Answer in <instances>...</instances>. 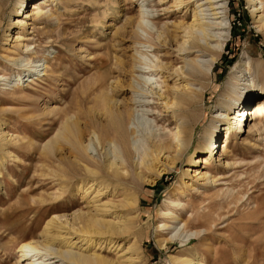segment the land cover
<instances>
[{"label": "rangeland", "instance_id": "1", "mask_svg": "<svg viewBox=\"0 0 264 264\" xmlns=\"http://www.w3.org/2000/svg\"><path fill=\"white\" fill-rule=\"evenodd\" d=\"M52 1L48 0L40 15L33 16L32 4L41 5V1L24 0L21 11L26 15H20L17 0H0V144L7 150L0 149V157H3L0 264H24L19 245L37 236L48 216L55 213L62 215V219H71L75 213L86 209L83 199L72 192L74 185H68L57 200L53 199L60 191L49 169H55L58 161L70 157L69 144L61 137L54 139V134L57 135L59 127L61 129L64 110L69 109V115H75L85 132L84 139L92 123L106 127L109 123L106 104H112V109L117 104L116 109L122 112L130 108V96L134 92L128 82L136 76L130 70L134 48L152 49L148 44L152 38L154 40L158 29H176L179 36L171 38L170 42L167 37L166 45L160 44L156 54L171 51L176 63L180 25L191 20L190 13L181 5H175L174 0ZM253 1L227 0L229 39L213 66L203 100L198 107L190 106L186 110L197 119L187 150L173 164L168 159L174 155L171 151L156 156L149 169L141 166L144 180L135 177L132 166H128L129 174L124 183L109 197L119 202L125 189L137 195L138 206L133 213L137 215L136 224L144 226L142 234L135 237L141 245L139 264H175L170 260V252L176 254L181 250L200 260L203 258L202 264H264V138L256 137L254 132L248 135L250 115H247L245 131L234 135L228 144L225 158L230 165L223 163L221 144L217 147L221 136L216 138L214 150L218 152L209 164L193 158L208 157L210 145L202 137V131L222 109L218 101L226 85L233 83L232 77L248 75L241 66L244 59H264V35L256 27ZM141 8L145 10L143 26L137 23ZM183 14L188 18L182 19ZM17 17L23 21L17 22ZM17 34L21 37L16 38ZM195 54L201 52L191 56ZM147 56L155 63L150 51ZM43 62L47 65L44 74L34 71L32 81H25L27 76L21 78L27 67ZM250 74L256 80L264 78V73H256L253 68ZM151 80L152 83L143 88L152 107L148 112L150 128L139 116L134 115L129 120V125L137 129L130 139L136 140L139 152L150 142L151 129L162 123L176 128L180 121L178 110L164 104L171 95L173 79L166 77L165 85L155 74ZM258 85L256 83L255 88ZM160 93L164 95H158ZM262 119L260 124L264 126ZM51 140L56 141V151L46 153L44 144ZM89 151L90 155L101 157L98 149ZM137 159L136 152L133 161ZM196 168L199 174L194 171ZM203 172L208 176H202ZM220 200L231 201L220 207ZM168 213L176 215V220ZM202 213L212 220L210 224H204ZM185 219L192 229L209 228L204 239L194 240L186 249L176 239ZM162 223L167 226H161ZM169 237L166 247L160 248L157 241ZM188 250L196 252L190 254Z\"/></svg>", "mask_w": 264, "mask_h": 264}, {"label": "bare ground", "instance_id": "2", "mask_svg": "<svg viewBox=\"0 0 264 264\" xmlns=\"http://www.w3.org/2000/svg\"><path fill=\"white\" fill-rule=\"evenodd\" d=\"M37 1L42 3H40L41 5L36 2L32 4L31 15L33 16L40 15L43 12V7L49 4L48 0ZM189 1L191 4L187 0H174L175 5H181L185 12L190 13L191 17L187 24L180 25L181 40L176 42L175 50L179 60L176 63L173 62L175 58H172L171 51L165 50L161 55H156L159 52L160 44L166 45L167 37L168 42H170L171 38L174 39L179 36L176 29H158L154 40L152 38L148 44L152 49L139 50L140 48H134L136 55L133 54L130 70L136 73V76L131 77L128 82V86L134 92L130 96V108L128 110L122 112L119 108L116 109L117 104L113 109L112 104H106L109 123L106 127L92 123L90 125L92 128L86 139H84L85 132L80 127L75 115H69V109L64 110L63 115L65 117L62 119L61 129L59 127L57 135L54 134V139L61 137L69 144L70 157L63 162L62 160L58 161L55 169H49L50 174L56 177L59 185L58 191H60L53 199L57 200L65 192L68 185H74L72 192L83 199L86 209L75 213L71 219H62V215L55 213L48 216L37 236H31L20 243V258L25 261L24 264H139L141 245L135 237L142 234L144 226L136 224L137 215L133 213L138 206L137 195L125 189L121 201L114 202L109 197L113 196V192L121 186L120 183L129 174L128 166H132V173L135 177L144 180L141 166L147 170L152 165L153 160L157 158L156 156L162 152L169 154L171 151L174 152V155L168 159L173 164L187 150L193 139L192 126L197 119L191 117L186 110L190 106L198 107L200 100H203L204 92L211 82L213 66L229 39L230 25L227 0ZM17 2L20 3L18 14L26 15V12L21 11L24 0H17ZM251 5L252 12L256 17V27L264 35V0H254ZM144 13L145 10L141 8L137 20L139 26L144 24ZM181 18H188V15L183 14ZM16 21L21 23L23 19L17 17ZM148 34L153 37L152 32ZM19 37L21 36L17 34L16 38ZM138 41L141 42L140 39ZM147 51L155 56V63L150 56H147ZM194 52H201V54L191 56ZM32 66L33 68L27 67L25 74L21 76V78L27 76L24 78L25 81H32L30 78L34 71L37 73L41 71L40 75L44 74L47 67L45 62L34 63ZM40 66L42 67L40 68ZM241 66L244 67L248 75L242 73L241 77H232L233 83L226 85L223 97L218 101L222 109L218 110L202 131V137L210 145L209 155L208 157L197 155L193 158L196 161L200 160L204 165L209 164L212 157L218 152V149L214 150L218 136H221V140L217 147H220L221 144L220 153L225 158L231 139L234 135L245 131L248 114L250 115L247 125L248 135L254 132L256 137L263 136L264 138V126L260 124L261 119L264 118V78L257 79V81L256 78L251 77V74L249 75L250 68H253L256 73H264V59L260 58L254 61L244 59ZM155 74L162 79L161 83L165 85L166 77L173 79L171 95L169 98L166 96L167 99H165L164 104L178 110L180 121L176 128L174 127L175 129L164 123L157 128L151 127L153 128L151 129L153 136L149 137L151 143L148 142L139 152L137 145H135L136 140L133 137L130 139V136H134L137 129L132 124L129 125V120L136 115V117L143 118L148 127L151 126L148 112L152 110V107H149L150 101L143 88L152 83L151 76ZM116 83L118 84V81ZM256 83L259 84L258 88H255ZM163 93L158 95L162 96ZM157 111L159 112V110ZM218 123L222 128L218 127ZM1 133L0 128V143L2 140ZM86 140L87 142H85ZM54 142L56 145L55 140L44 144V148L42 147L44 152L45 149L46 153L56 151ZM91 148L95 151L98 149L97 152L100 153L101 157L97 158L90 155L89 149ZM0 149L5 150L3 144H0ZM136 152L138 159L133 161ZM228 160L225 158L223 163L229 164ZM2 164L3 157H0V166ZM137 167L139 170L136 169ZM194 171L196 172L197 168ZM205 175L206 172H203L202 176L205 177ZM230 201L220 200L218 203L220 207H223L228 205ZM172 213L168 214L171 215V219H175L177 216ZM202 214L205 219L204 224L205 222L207 225L210 224L212 220L207 214ZM182 224L176 239L181 242L180 245L184 248L194 240L204 239V236L208 235V226V229L203 227V230L201 228L192 229L188 219H185ZM165 225L167 226L166 223L161 224L163 227ZM129 236L134 238L130 240ZM169 239L170 237L158 240L160 248H165ZM188 251L190 254L196 252ZM184 254L182 250L176 254L170 252L171 262L175 264H202L203 258L200 260L187 253Z\"/></svg>", "mask_w": 264, "mask_h": 264}]
</instances>
